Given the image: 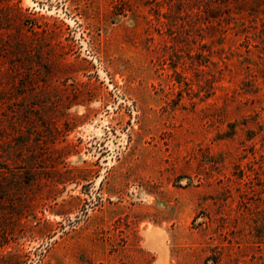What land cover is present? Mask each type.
Instances as JSON below:
<instances>
[{"label":"rangeland","instance_id":"1","mask_svg":"<svg viewBox=\"0 0 264 264\" xmlns=\"http://www.w3.org/2000/svg\"><path fill=\"white\" fill-rule=\"evenodd\" d=\"M0 264H264V0H0Z\"/></svg>","mask_w":264,"mask_h":264}]
</instances>
